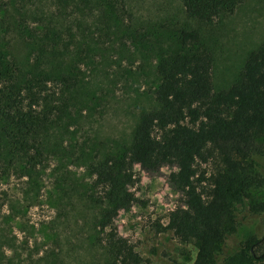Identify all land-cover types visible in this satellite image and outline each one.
<instances>
[{
	"label": "trees",
	"instance_id": "trees-1",
	"mask_svg": "<svg viewBox=\"0 0 264 264\" xmlns=\"http://www.w3.org/2000/svg\"><path fill=\"white\" fill-rule=\"evenodd\" d=\"M241 2L180 5L186 20L211 23ZM121 10L118 0H0V181L12 171L31 176L25 198L38 193L37 169L53 146L58 149L51 134L82 80L78 64L108 60L113 40L125 47L126 40L161 38L145 27L134 31ZM71 13L75 18L68 21ZM19 40L21 57L12 47ZM211 68L200 31L188 22L176 25L152 62L151 106L138 114L130 143L88 161L87 193L100 208L94 227L105 252L102 264H141L127 253L113 221L119 207L134 201L128 191L139 180L133 163L151 171L162 163L178 167L170 180L184 206L170 210L160 228L194 247L191 264H264V235L248 236L235 252H225L242 218L264 214V41L227 88L213 89Z\"/></svg>",
	"mask_w": 264,
	"mask_h": 264
},
{
	"label": "rangeland",
	"instance_id": "rangeland-1",
	"mask_svg": "<svg viewBox=\"0 0 264 264\" xmlns=\"http://www.w3.org/2000/svg\"><path fill=\"white\" fill-rule=\"evenodd\" d=\"M118 4L134 31L145 27L161 33V38L142 44L126 40L125 47L113 40L105 53L108 60L95 67L78 64L82 80L70 94L62 124L53 128L51 140L58 149L53 146L44 167L37 169L38 193L24 197L31 176L18 171L0 181V264H21V258L23 264L103 263L105 252L94 227L100 208L87 193L92 186L87 163L130 143L138 114L151 106L152 62L176 25L188 22L200 31L212 54L215 91L235 80L247 54L264 41V0H242L232 14L211 23L186 20L180 0H118ZM74 18L67 15L68 21ZM86 19L92 20L88 14ZM12 47L21 57V41ZM201 168L210 167L201 164ZM132 169L139 179L128 185L134 201L119 207L113 217L127 253L140 258L141 264H191L194 247L180 242L172 230L160 228L170 210L184 206L170 180L178 167L162 163L151 171L133 163ZM252 235H264V214L242 218L225 252H235Z\"/></svg>",
	"mask_w": 264,
	"mask_h": 264
}]
</instances>
